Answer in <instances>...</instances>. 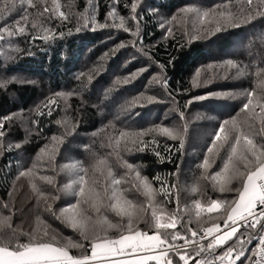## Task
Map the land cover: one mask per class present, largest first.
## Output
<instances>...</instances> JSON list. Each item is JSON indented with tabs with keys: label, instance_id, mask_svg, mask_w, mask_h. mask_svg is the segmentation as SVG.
Instances as JSON below:
<instances>
[{
	"label": "trees",
	"instance_id": "16d2710c",
	"mask_svg": "<svg viewBox=\"0 0 264 264\" xmlns=\"http://www.w3.org/2000/svg\"><path fill=\"white\" fill-rule=\"evenodd\" d=\"M57 2L68 17L66 20L54 14L52 0H32V7H29L27 0H16L15 11L0 13V29L7 28L15 33L9 36L7 31L0 32L4 37L0 40V80L12 81L6 89L0 87V122L4 124L5 133L0 138V216H11L12 227L17 231L42 232L47 228L62 242L70 239L83 243L90 254L88 242L61 219L45 211L44 202L31 187L32 183L37 185L49 198L48 202L57 215L62 207L76 203L78 199L67 192L66 197L62 194L63 186L69 182V175L66 174L64 178L58 174L60 156L54 160L38 156L39 149L46 144L52 145L51 138L56 135L66 139V142L58 145L59 154L67 155L66 164L79 161L89 169V175L93 174L92 165L96 159L106 158L114 174L124 176L129 181L121 187L130 189L125 195L144 207L142 216L145 220L151 222L152 209L143 195L131 189V183L135 182L134 173L126 175L124 162L131 163L146 176L154 189L158 190L161 182L169 186L177 185L167 201L159 192L155 197L157 203H164L167 211L175 212L180 221L177 229L167 230L169 233L183 231L191 238L186 231L188 227L198 231L217 223L222 228L226 219L223 210L219 213L202 212L197 217L194 201L200 199L204 205L211 199L230 201L236 193L220 192L219 184L205 179V169L198 165L208 155L215 161L207 170L208 175L221 170L225 150L220 149L219 155H216L215 150L209 154L207 149L212 146L219 124L225 119L237 117L242 104L246 102L245 96L240 93L244 89H256L255 72L264 67V15L257 13L264 12V5H260L259 0H253L251 6L247 0H141L138 12H142L143 18L134 21L130 8L125 7V3L130 4L131 0H119L115 5L116 11L126 19L129 29L134 32L139 24V36H133L116 27L95 30L91 26L83 27L84 17L81 14L85 12L87 0ZM186 6L200 7L210 11V15L205 18L195 15L192 19L195 21L191 24L193 28H184L183 22L189 17L178 21L175 18L183 13L181 9ZM0 7H3V0H0ZM44 7L50 11L43 13ZM109 7L110 0H98V23H113L106 19ZM222 11L231 12L239 20L246 19L248 14L254 19L233 27L230 23H224L219 16ZM22 16H27V21L21 19ZM210 18L222 24L223 31L211 34L210 30L217 24H210ZM18 20L20 26L26 29L23 35L16 32ZM169 20L173 24L165 25ZM33 23L36 27L32 26ZM115 23L119 24V19ZM175 25H179V28ZM77 28L81 30L77 31ZM44 29L56 33V38L47 42L42 38L33 40V36L43 37ZM61 32L64 33L62 37L59 36ZM131 41L136 42L135 46ZM121 42L127 46L117 49ZM16 48L20 51H15ZM229 59L236 62L237 67L248 66L251 74L236 78L237 68L225 63ZM159 65L165 68L162 70ZM145 67L148 71L138 75L131 83H117L118 79ZM157 74L167 80V89L160 83L152 82ZM194 78L198 79V86L194 85ZM222 91H231L236 95L230 98L194 99L206 93ZM69 93L71 95H67ZM149 96L156 99L149 102ZM137 97H140L139 101H136ZM49 100L55 101L50 105L51 116L47 115L48 109L45 107ZM37 109L45 115H38ZM180 112L184 114L183 119ZM238 118L243 120L246 114L240 113ZM156 125L179 129L184 136L183 150H176L179 140L174 141L156 133L143 139L151 140L155 136L158 146L152 144L143 152L124 151L125 139L120 140L117 148L116 140L120 132L146 130ZM256 128H259L258 123ZM255 138L257 141L262 139L259 136ZM16 143H20L21 147L16 148ZM129 147L132 145L129 144ZM154 149L165 156L171 149V162L168 159L161 162ZM54 162L57 173L51 167ZM33 165L35 177L17 179L21 170ZM177 165L180 166L179 172L172 175ZM95 175L102 183L108 182L107 169ZM40 176L50 177L53 183L40 180ZM157 176L161 181L154 179ZM61 181H64L62 185ZM239 183L233 181L229 187L235 188ZM193 188H197L198 192L193 193ZM52 197L56 199L52 200ZM101 211L113 223L119 222L120 218L111 211ZM138 226L148 231L149 235L155 232L150 223L141 221ZM247 231L250 229L240 228L233 240L217 248L214 253L206 251L195 256L196 245L190 252L195 259H212ZM109 235L115 237L118 232L111 230ZM26 239V236H21V240ZM176 243L183 244V241ZM207 243L208 240L201 244L206 248ZM255 245L253 241L247 247L251 249ZM82 251L72 248L70 254L80 255ZM194 263L195 260L189 261V264Z\"/></svg>",
	"mask_w": 264,
	"mask_h": 264
},
{
	"label": "snow or ice",
	"instance_id": "6c2138e0",
	"mask_svg": "<svg viewBox=\"0 0 264 264\" xmlns=\"http://www.w3.org/2000/svg\"><path fill=\"white\" fill-rule=\"evenodd\" d=\"M23 2V0H21ZM251 6L253 0H247ZM29 7H32V0H27ZM55 15H58L62 20L68 17L60 10V4L57 0H52ZM119 0H110L109 12L106 19L113 21L112 24H100L96 19L98 10V0H87L85 12L81 15L84 17L83 27L87 28H103L116 27L125 32H130L133 36H139V24L133 32L127 26V21L124 17L119 16L115 5ZM260 5H264V0H259ZM125 7L130 8L131 19L134 21L143 18L142 12H138L141 7V0H131V3H125ZM227 7V6H225ZM16 10V0H3V7H0V13L5 11L11 13ZM48 7L43 8V13H48ZM151 11V9H149ZM183 13H195L199 18H205L210 15V11L202 10L200 7L186 6L181 9ZM41 13V15H43ZM258 15H264V12H258ZM219 16L224 23H230L233 27H239L241 23H249L254 17L248 14L246 19L239 20L234 17L231 12H219ZM21 19L27 21V16H22ZM116 19L120 23L116 24ZM16 32L23 35L26 32L25 27L20 26L19 20L16 22ZM33 27L36 24L33 23ZM77 28V31H80ZM7 31L9 36L15 35L14 32L7 28L0 29V32ZM168 31H171L169 29ZM211 34H216L223 31V25L217 23V26L210 30ZM43 37L33 36L35 39H44L46 42L54 40L56 33L49 32L44 29ZM71 32V30H69ZM64 33H59L62 37ZM195 37H190L194 39ZM4 37L0 35V40ZM135 46V41H131ZM127 45L121 42L116 48H124ZM116 50V49H114ZM19 52L20 49L16 48ZM142 51V49H141ZM147 55V53H145ZM7 57L6 59H10ZM229 67L237 68L236 78L247 77L250 75L249 67H237L236 62L229 59L225 62ZM163 70L164 65H159ZM148 71V68L138 69L136 72L130 73L123 79H118L117 83L129 84L137 78L138 75ZM257 77L256 89H244L240 94L245 96L246 102L237 114V117H232L223 120L219 124L218 130L214 133L212 146L207 149L209 154L214 150L216 155H219V150L224 149L226 156L223 157L222 168L219 172L208 175L207 170L211 168L215 162L208 155L205 156L203 162L198 167L205 169L204 178L211 179L219 184V191H230L236 193V196L228 200L211 199L206 205L201 203L200 199L194 201L195 215L199 217L202 212H221L223 210L226 215L224 219L223 229L219 224L213 223L211 227L201 228L203 235H199L196 230L191 227L186 229L187 233L191 234V238L183 231H173L169 233V229H177L180 223L175 212L166 210L164 203L156 202V194L159 192L167 201L177 185L169 186L167 183L161 182L160 188L154 189L152 183L146 176L134 168L131 163L124 162L123 167L127 169L126 175L134 173V181L131 183V189L136 190L146 198L147 205L152 209L151 222L145 220L142 213L144 207L137 205L133 200L129 199L125 193L130 191L128 188H122L121 185L129 183L124 176H117L113 170L108 167L106 158H97L92 165V175H89V169L79 161H72L62 165V169L66 170L69 175V182L63 186V191L76 196V203L66 205L59 210L57 215L52 204L48 202L49 198L41 192L35 183L31 184L32 190L37 193L40 200L45 204V211L61 219L68 227L77 231L82 240L87 241L90 245V254L85 244L73 242L68 239L61 241L55 234H50L47 228L42 232H22L12 227L11 216H0V264H189L190 260H195V264H264V67L256 70ZM199 77V73L196 74ZM9 80H0V87L7 88ZM24 83L25 81H19ZM152 82L160 83L167 89V80L159 74L153 76ZM194 85L199 84L198 79L194 78ZM259 90V93L257 92ZM58 95H63L58 93ZM71 95V93L67 94ZM236 95L231 91H222L217 93H206L205 95L195 97L197 100H205L209 98H230ZM149 102L156 98L153 96L147 97ZM140 97L136 98L139 101ZM134 101V103L136 102ZM55 101L49 100L45 107L48 109L47 115L51 116L52 108L50 105ZM189 104L191 101L188 102ZM142 106V105H141ZM257 108L259 111H257ZM40 116L45 113L37 109ZM246 114V118L239 119V114ZM181 119L184 118L183 112H180ZM33 123H38L33 121ZM59 123V122H58ZM256 123L259 128H256ZM4 124L0 122V138L5 133L3 131ZM156 133L164 135L171 140H179V148L177 151L183 150L184 136L177 128H169L166 126L156 125L152 128L140 131H122L119 138L116 140V146L119 148L120 140L125 139L127 142L124 145V151L131 153L133 150L143 152L150 145L159 142L155 136L151 140H144L143 137ZM233 133L235 135H233ZM256 136L261 137L257 141ZM53 144H48L41 147L38 151V156L42 159L47 157L49 160L55 159L56 152L59 151L58 145L64 143L63 137L56 135L52 136ZM219 142V143H218ZM129 144L132 147H129ZM139 145V146H137ZM12 145H9L11 149ZM16 148H20L21 144L16 143ZM154 154L161 160L168 159L171 162V149L167 156L160 151L153 150ZM118 155V153H117ZM179 165L176 166V175L179 172ZM35 165L27 170H21L17 179L20 177H35ZM107 169V183H102L95 175L97 172L103 173ZM40 180L52 184L53 181L48 176H40ZM156 181H161L159 176L154 178ZM233 181H239V185L235 188L229 187ZM193 193L198 192L197 188L192 189ZM56 197H52L55 200ZM6 206V205H5ZM179 206V205H178ZM259 208V210H258ZM102 209H106L119 217V222L113 223L106 214L102 213ZM95 214V215H94ZM211 219V218H210ZM150 223L154 227L155 232L149 235L148 231L141 230L139 223ZM259 225V228H258ZM241 227L250 229L245 233H241L237 242L229 245L221 254L215 255L212 259H195L191 254L190 249L193 245L197 246L195 256H200L201 253H214L217 248H221L233 240L237 236ZM111 230H116L118 235L113 237L109 235ZM21 236H26V240H21ZM211 238V239H209ZM208 240L207 246L200 241ZM258 241L257 244L249 249L247 246L253 241ZM176 241H183V244H178ZM79 248L84 251L80 255L70 254V249ZM235 254V255H233ZM178 256V260L176 257Z\"/></svg>",
	"mask_w": 264,
	"mask_h": 264
},
{
	"label": "rangeland",
	"instance_id": "374dc122",
	"mask_svg": "<svg viewBox=\"0 0 264 264\" xmlns=\"http://www.w3.org/2000/svg\"><path fill=\"white\" fill-rule=\"evenodd\" d=\"M195 15H196L195 13H182L181 15H178L177 18H175V20H176V21H178L179 19L183 20V19L189 17V19H186V20L183 22V24H185V25H182V27L185 28V26H186V28H193L191 24H192L193 21H195V20H192L193 17H194ZM172 20H173V19H172ZM208 20H209L210 24H212V23L217 24V21L214 20V19H212V18H210V19H208ZM171 24H173V22L171 23L170 20H169V22H168L167 24H165V25H171ZM180 25H181V24H180ZM175 27H178V28H179V25H175ZM64 142H66V139H64ZM50 146H51V145H50ZM58 156H60V160H59V163H60V164H58V168H59V170H58V174L64 177V176H66V174H68V173H67L66 170H63V169H62V165L66 164V158H67V155H66V153H65V154H64V153L59 154V151H58V152H56V154H55V158H57ZM51 167H53L54 170H55V172L57 173L56 163H55V162L52 164ZM64 178H65V177H64ZM64 178H62V179H64ZM63 183H64V181H63V182L61 181L60 185H62ZM65 183H66V182H65ZM63 193H64V195H65V197H66V193H65V191L62 190V194H63ZM67 196H68V195H67ZM152 263L155 264V262H152Z\"/></svg>",
	"mask_w": 264,
	"mask_h": 264
},
{
	"label": "built area",
	"instance_id": "2783aa9c",
	"mask_svg": "<svg viewBox=\"0 0 264 264\" xmlns=\"http://www.w3.org/2000/svg\"><path fill=\"white\" fill-rule=\"evenodd\" d=\"M258 210H259V208H258ZM241 228H245V227H241ZM198 233H199V235H203V232L201 231V229L200 230H198L197 231ZM209 239H211V238H209ZM203 241H206V240H203ZM203 241H200V243H202ZM255 241V240H254ZM256 242V244H257V242L258 241H255ZM195 264V263H194ZM227 264V263H226Z\"/></svg>",
	"mask_w": 264,
	"mask_h": 264
},
{
	"label": "crops",
	"instance_id": "0c3cea01",
	"mask_svg": "<svg viewBox=\"0 0 264 264\" xmlns=\"http://www.w3.org/2000/svg\"><path fill=\"white\" fill-rule=\"evenodd\" d=\"M222 229H223V227H222ZM233 238H234V237H233ZM153 262H154V261H153ZM150 263H152V262H149V264H150ZM226 263H227V261H226ZM217 264H218V262H217Z\"/></svg>",
	"mask_w": 264,
	"mask_h": 264
}]
</instances>
